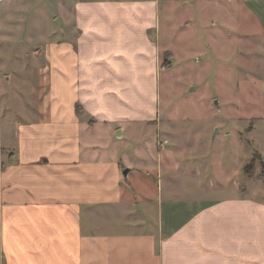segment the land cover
<instances>
[{
  "label": "crops",
  "instance_id": "obj_1",
  "mask_svg": "<svg viewBox=\"0 0 264 264\" xmlns=\"http://www.w3.org/2000/svg\"><path fill=\"white\" fill-rule=\"evenodd\" d=\"M48 1L0 2V264H264V178L218 195L230 172L216 153L205 170L160 140L174 48L208 47L241 56L256 116L240 146L264 166V0ZM153 132L138 168L135 136ZM151 170L156 186L124 183Z\"/></svg>",
  "mask_w": 264,
  "mask_h": 264
},
{
  "label": "rangeland",
  "instance_id": "obj_2",
  "mask_svg": "<svg viewBox=\"0 0 264 264\" xmlns=\"http://www.w3.org/2000/svg\"><path fill=\"white\" fill-rule=\"evenodd\" d=\"M42 2L38 1L37 4L34 2L35 7L38 8ZM46 5L49 6V9L51 6L50 0L48 3L46 2ZM61 5L58 0L53 1V8L56 10ZM50 11L52 10L50 9ZM38 20L37 28H40L41 25L45 26V17L43 18L41 12ZM46 20L47 25L50 26L47 17ZM29 25L32 34H36L37 28L34 29L33 21ZM174 50H177L179 57L173 60L175 67L173 79L161 81L162 100L160 106L162 107V120L165 122L166 128L160 130V140L165 139L162 133L164 131L173 139L174 147L184 153L187 163L192 166L199 162L205 168L206 162L212 157L211 154L216 153L218 161L223 163V168L221 169V165H219L218 171L225 168L230 172L229 177L224 178V181H220L223 179L224 173L219 178H215L217 183H222V189L216 194L234 193L231 184L233 179L237 180L241 187H246V191L251 194L252 190L250 189L254 187L253 184L256 186L261 183V181H256V177L261 176L264 178V166L260 162L262 160L259 158V154H257L258 157L255 156L257 150L246 145V150H242L240 146V142L246 144V141L251 139L248 131H246V126L251 119L249 117L245 118V116H256L254 110L256 97L248 95L247 87L244 88L243 80H247L248 77L245 70L237 63L241 61V56L234 55L231 58L229 54L222 56L224 58H218L212 49L204 47L199 49L203 57L190 55L189 57L181 56L180 59V46L174 48ZM209 59L212 65L208 67L204 62ZM225 64L230 65V70ZM13 67L17 71L19 70L18 64L13 65ZM253 67L255 68V65ZM20 74L35 76L34 70L26 69L24 64L20 65ZM248 85L250 86L249 83ZM237 130L241 131L238 132ZM227 132L231 136H227ZM157 135H159L157 132H153L135 136L134 148L129 153L132 164H135L138 168L149 170L147 167L152 162L144 159L143 150L156 152V146L152 145L151 142L155 141ZM180 139L184 144H180ZM168 143L173 146V143L170 144L169 140ZM240 150L241 152H239ZM231 153L233 155L236 153L240 159L246 155L244 165L240 166L239 163L231 161ZM253 155L255 161L248 172L244 167ZM156 177V171L151 170L130 174L129 178H124V183L127 185L130 183L132 186L144 185L151 187L152 185L156 186ZM213 194L215 195V192ZM150 195H153L152 189H150Z\"/></svg>",
  "mask_w": 264,
  "mask_h": 264
},
{
  "label": "trees",
  "instance_id": "obj_3",
  "mask_svg": "<svg viewBox=\"0 0 264 264\" xmlns=\"http://www.w3.org/2000/svg\"><path fill=\"white\" fill-rule=\"evenodd\" d=\"M171 64V61H170V53L169 52H164L163 54V60H162V66L164 67H169ZM255 156L257 157V153H255ZM255 156L253 155L251 160L245 165L244 169L246 171H250L252 166H253V162L255 161Z\"/></svg>",
  "mask_w": 264,
  "mask_h": 264
},
{
  "label": "water",
  "instance_id": "obj_4",
  "mask_svg": "<svg viewBox=\"0 0 264 264\" xmlns=\"http://www.w3.org/2000/svg\"><path fill=\"white\" fill-rule=\"evenodd\" d=\"M128 170H129V168H124L123 171H122V173H123L124 175H126V173L128 172Z\"/></svg>",
  "mask_w": 264,
  "mask_h": 264
},
{
  "label": "built area",
  "instance_id": "obj_5",
  "mask_svg": "<svg viewBox=\"0 0 264 264\" xmlns=\"http://www.w3.org/2000/svg\"><path fill=\"white\" fill-rule=\"evenodd\" d=\"M3 1V0H0V2Z\"/></svg>",
  "mask_w": 264,
  "mask_h": 264
}]
</instances>
